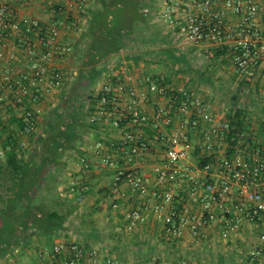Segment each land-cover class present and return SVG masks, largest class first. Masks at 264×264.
Here are the masks:
<instances>
[{
  "label": "built area",
  "instance_id": "2783aa9c",
  "mask_svg": "<svg viewBox=\"0 0 264 264\" xmlns=\"http://www.w3.org/2000/svg\"><path fill=\"white\" fill-rule=\"evenodd\" d=\"M85 0H80L84 3ZM143 17L157 20L198 46L209 43L230 47L233 66L249 83L264 69V3L257 0H163L141 10ZM237 18L236 24L229 16ZM60 30L55 21L20 18L9 0H0V112L9 106L23 114L22 133L37 144V114L33 104L42 101L52 89L66 86L67 75L61 70L62 58L72 53L70 46L59 43ZM23 50L30 58L26 70L13 74L14 64ZM126 66L113 67L106 82L94 96L88 121L109 124L122 132L117 142L98 141L95 148L107 166L116 167L115 185L123 180L141 193L148 191L149 178L136 165L148 157L161 159L152 168L154 183L150 196L155 211L162 218L166 232L181 236L186 231L200 236L219 223L220 237L228 242L238 237L244 222L259 231L247 254L246 264H256L264 257V143L254 146L244 132L239 150L229 152L227 134L233 129L229 120L210 112L207 103L194 91L171 85L163 77L153 80L147 89L130 85ZM154 94L155 97H152ZM153 105V110L147 106ZM30 143H8V151L28 150ZM202 159L207 165L201 168ZM86 174L91 169L81 159ZM182 208L174 209L181 201ZM116 187L114 191H116ZM172 210L162 214V206ZM148 205L142 204L127 215L128 229L136 230L146 220ZM59 264H119L100 258V251L86 252L78 243H58L53 247ZM177 264H194L180 260Z\"/></svg>",
  "mask_w": 264,
  "mask_h": 264
},
{
  "label": "crops",
  "instance_id": "0c3cea01",
  "mask_svg": "<svg viewBox=\"0 0 264 264\" xmlns=\"http://www.w3.org/2000/svg\"><path fill=\"white\" fill-rule=\"evenodd\" d=\"M9 1L20 18L37 19L42 23L55 21L60 30L59 43L70 46L72 53L62 58L59 63L68 78L66 86L52 89L42 101L33 104L40 110L37 114L36 132L41 138L37 144H33L32 138L22 133V112L9 105L0 112V150L8 143L26 139L30 143L29 149L18 153L30 165L25 181L35 182L30 196L32 200L27 207V201L15 202L22 196V185L15 184L6 171L0 173V264H59L53 247L61 242L78 243L86 252L97 249L100 251V258H111L119 264H151L152 256H155L152 251L155 249L166 252L171 248L178 250L188 244H193L195 248L201 244L227 245L244 239V230L254 229L256 233L259 231L256 226L244 222L238 237L228 242L220 237L219 223L204 230L200 236L189 231L181 236L168 234L162 218L156 214V202L150 196L154 183L152 168L161 159L153 156L136 164L149 178L148 191L141 193L125 180L116 186V167L105 165L102 155L95 148L98 141L109 145L122 138L120 129L109 124H91L88 121L93 110L94 96L106 82L113 67L126 66L131 74L128 84L141 89H147L148 84L160 77L168 84L185 88L184 85L172 81V78L166 77L164 69H160L164 60L177 58L172 50H158L156 53L147 51L146 56L139 53L133 55L129 51L133 46L150 42L144 32L147 28L161 31L152 40L157 44H171L175 40L179 42L178 38L181 36L175 30L161 24L156 17H144L136 30V40L129 47L110 55L104 63L90 72L82 67L79 52L84 48L82 35L88 27L98 0H85L84 3H80V0ZM162 1L141 0L144 7L156 6ZM229 18L236 24L235 16L231 15ZM257 22L263 25L264 19L258 17ZM178 45L180 44H175L173 49ZM195 47L202 48L206 53L212 49L217 52L224 50L226 53L221 55L231 58L232 64L229 68L242 79L234 85L240 86L242 91L239 93H242L233 97V106L224 112H218L215 103L210 102L207 103L208 109L222 120H229L236 114L235 107L238 105L243 110L240 115L244 121L243 132L251 137L254 146L261 147L264 143V69H259L256 78L249 83L233 66L234 51L230 47H217L209 43ZM16 53L21 62L14 64V75L26 70L27 63L30 62L29 56L23 50H17ZM147 63L150 64L149 67H146ZM151 96L155 97L154 94ZM153 107L147 106L151 111ZM67 128L72 129V136L61 140L59 155L46 161L44 142H49L55 133ZM51 143L52 148L55 146L54 140ZM81 159H86L91 165L86 174L81 169ZM0 164H6V155L0 157ZM35 169H40V172L37 173ZM179 192L181 201L174 209L182 208V181ZM142 204L148 205L146 220L136 230H129L127 215ZM171 210L167 205L161 209L162 214ZM254 237L245 238V241L252 245ZM159 257L165 260L164 254ZM180 260L184 259L178 257L174 264ZM247 261L248 259L243 264ZM82 264L94 263L86 260ZM162 264L167 263L162 261ZM256 264H264V257Z\"/></svg>",
  "mask_w": 264,
  "mask_h": 264
},
{
  "label": "rangeland",
  "instance_id": "374dc122",
  "mask_svg": "<svg viewBox=\"0 0 264 264\" xmlns=\"http://www.w3.org/2000/svg\"><path fill=\"white\" fill-rule=\"evenodd\" d=\"M257 1L264 3V0ZM144 32L150 42L146 45L133 46L129 49L131 54L139 53L141 56H146L147 51L156 53L158 50H172L173 55L177 58L166 59L160 66L161 70L164 69L163 73L166 77L184 85L187 90L197 92L205 99L206 103H215L218 112H224L227 108L233 106L231 105V103L233 104V97L242 93H239L242 91L240 86L236 87L234 83L242 79L229 68L232 64L230 57L217 55L216 49L206 53L202 48L195 47L185 41L183 37L178 38L179 42L175 40L173 43L170 42L171 44H157L152 40L159 36L161 32L159 29L147 28ZM177 43L180 45L174 50L173 47ZM149 66L150 64L147 63L146 67ZM244 232V239L237 243L236 240L235 244H214L210 246L201 244L196 248L193 244H188L178 250L171 248L166 252L163 249H155L152 251L155 256H152L151 264H162V261L167 264H174L178 257L195 262V264H243L247 260V254L251 248L250 242L245 241V238L251 239L255 236L256 230L248 229ZM162 254L165 255V260L159 257Z\"/></svg>",
  "mask_w": 264,
  "mask_h": 264
},
{
  "label": "trees",
  "instance_id": "16d2710c",
  "mask_svg": "<svg viewBox=\"0 0 264 264\" xmlns=\"http://www.w3.org/2000/svg\"><path fill=\"white\" fill-rule=\"evenodd\" d=\"M143 7L144 5L141 0H98L96 9L90 17L88 27L82 35V40L85 43L84 48L79 52V56L82 60V67L84 69L93 72V70L101 63H104L110 55L129 47L130 44L136 40V30L144 20V17L140 13ZM225 53L226 51L224 50L218 51L217 55ZM235 112L236 114L230 117L233 129L227 134L228 140L234 138L233 141H230V153L239 150V137H237V134L243 133L244 126V121L240 117L243 110L237 105L235 107ZM20 124L22 130V117ZM71 130L72 129L67 128L65 131L57 132L52 136L53 139L50 138L49 142H44L43 151L46 154V161H51L52 158L59 155L60 149L58 148L61 145V140L69 135L72 136L73 132H71ZM53 140L55 146L51 148V142ZM206 165L207 160L202 159L200 163L201 168H204ZM29 168L30 165L20 157V154L15 149L6 153V164H0V173L6 171L11 175L15 184L22 185V196L21 198L19 196L15 202L18 200L21 202L27 201V207L32 200L30 196H32V186L35 183L25 181L27 174H29ZM35 171L39 173L40 169H35ZM12 233L10 235H12Z\"/></svg>",
  "mask_w": 264,
  "mask_h": 264
}]
</instances>
